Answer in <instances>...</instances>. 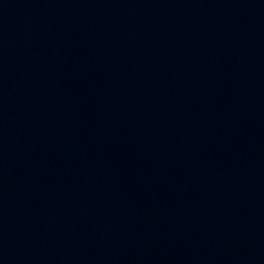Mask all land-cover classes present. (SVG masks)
<instances>
[{
  "label": "water",
  "instance_id": "95a60500",
  "mask_svg": "<svg viewBox=\"0 0 264 264\" xmlns=\"http://www.w3.org/2000/svg\"><path fill=\"white\" fill-rule=\"evenodd\" d=\"M0 264H264V0H0Z\"/></svg>",
  "mask_w": 264,
  "mask_h": 264
}]
</instances>
